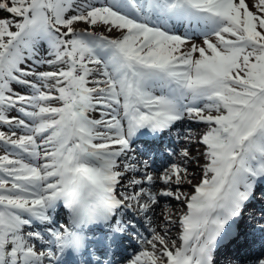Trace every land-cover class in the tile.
<instances>
[{"label": "snow or ice", "instance_id": "1", "mask_svg": "<svg viewBox=\"0 0 264 264\" xmlns=\"http://www.w3.org/2000/svg\"><path fill=\"white\" fill-rule=\"evenodd\" d=\"M0 13V264H121L125 240L140 248L123 264H264V206L248 215L264 205V0H0ZM186 119L205 125L185 136L203 146L196 184L187 147L159 167L135 155ZM172 200L186 211L152 226Z\"/></svg>", "mask_w": 264, "mask_h": 264}, {"label": "rangeland", "instance_id": "2", "mask_svg": "<svg viewBox=\"0 0 264 264\" xmlns=\"http://www.w3.org/2000/svg\"><path fill=\"white\" fill-rule=\"evenodd\" d=\"M0 15H6V13H0ZM81 27H83V25H81ZM180 32L183 33L184 29H180ZM193 42L200 44L202 43V38L200 37H194L193 38ZM46 49V45H42L41 46V55H45ZM10 115L15 116L17 115V113L15 111H13L12 113H10ZM91 116L93 118H98V113H91ZM185 124H181L178 125L176 128L173 127L167 134L166 139H168V142H162L160 144H158V146H160L159 148L161 149L160 151L162 153H164V155L162 156L161 153L157 154V152L155 150H148V151H152L155 153V155L153 156V167H159L160 165H162L163 163L168 162L170 159L176 162H179L180 157H179V153L185 148H189L190 152H191V156L193 158V161L195 162H190L189 163V170L192 171V175L194 174L195 177H198L194 182V184L198 183L199 180L202 177V165L204 163V158L202 156H200V153L203 151V146L199 143L196 142H192L189 143L185 140V136L188 132L189 129L192 130V132L194 134H198L200 131H203L205 129V125L203 123H198L195 121H191V120H184ZM181 126V127H180ZM0 130H4L7 131V127L6 126H0ZM170 139L172 140L170 142ZM134 147L137 148V152L135 153V155L139 156L141 159H147L148 158V151H141V148H144V145L139 143V142H135ZM153 147V146H151ZM167 150H171L173 152V155L171 157H169L167 155ZM156 154H157V158H156ZM199 172V173H198ZM188 184H185L180 190L185 189V188H192V186H187ZM180 202L177 201H171L170 204L172 206L171 210L169 212L165 211L164 208H160L157 210V213L155 216V218H159L160 221L157 222V220H155V218H153L154 224L152 226H157V225H161L163 224V217L165 215H170L172 217L173 220H176V218L182 214L184 211H186V206L184 205L183 209H178V207L180 206L179 204ZM177 208V210H175L174 208ZM264 206V205H263ZM175 210V211H180L177 212L176 214H173L171 211ZM182 210V211H181ZM251 213H255V211L253 210V208L251 207L250 209ZM249 212V215H250ZM160 214H162L163 216H161ZM160 215V216H159ZM67 213L65 212V209L62 207V205L60 207H58L56 213H55V219H56V226H60V225H64L67 226L68 223L67 222H60L63 221V219L67 218ZM159 216V217H158ZM65 217V218H64ZM129 218H133L131 213H128L125 217V219H129ZM135 222L137 223V228L138 231L140 233H142L145 237H149L150 238V233L148 231H146V229H148L150 226L147 224V222L144 220V218L140 215V214H136L135 215ZM140 225H143V227H141ZM159 230V228L157 229ZM179 231L178 226L173 225L171 226V232H170V236L171 238L175 239L177 232ZM132 241V240H131ZM125 242H128L127 240H125ZM39 247V245H38ZM140 248V245L135 242L134 246L131 248H129V252L130 254H126L125 256L129 257L131 256L133 253L137 252ZM127 259V258H126ZM122 258L120 259L121 262ZM121 264H123V261L121 262Z\"/></svg>", "mask_w": 264, "mask_h": 264}, {"label": "bare ground", "instance_id": "3", "mask_svg": "<svg viewBox=\"0 0 264 264\" xmlns=\"http://www.w3.org/2000/svg\"><path fill=\"white\" fill-rule=\"evenodd\" d=\"M181 124H185V121H182V122H178L174 127L176 128L178 125H181ZM181 127V126H180ZM165 142H168L169 140L168 139H165L164 140ZM172 140L170 139V142H171ZM153 145H155L154 143H152ZM147 149H156L154 146L153 147H147ZM159 150V149H158ZM157 154H159V152H157ZM157 154H156V158H157ZM189 173H190V175H189V179H191V176H192V171L191 170H189ZM199 173V172H198ZM198 177H195V179L194 180H192V182H194L196 179H197ZM192 184H194V183H192ZM187 186H191V185H187ZM180 191H182V192H185V193H192L193 191H194V189H191V187L190 188H185V189H182V190H180ZM174 201V200H173ZM180 204V206L178 207V209H183L184 208V204L183 203H179ZM173 206V205H172ZM172 206L169 208V209H165V211H167V212H169L170 210H171V208H172ZM263 205H261L260 203H256L255 205H254V207H252L253 208V210L255 211V215H256V217H257V220L256 221H254V222H260V221H258V217H259V209L262 207ZM175 210H177V208H176V206H175V208H174ZM251 209V208H250ZM250 209H249V212H250ZM175 210H172L171 212L173 213V214H176L177 212H180V211H175ZM182 211V210H181ZM248 212V213H249ZM251 214H253V213H251L250 212V215ZM161 216H163L162 214H160ZM159 215V216H160ZM154 216V215H153ZM158 216V217H159ZM153 218H155V216L153 217ZM155 220H157V222H159L160 221V219L159 218H155ZM126 251V247H125V245H123V247L121 248V250L120 251H118L116 254L117 255H122L124 252ZM69 257H72V256H70V255H68ZM73 258V257H72ZM107 258H110V257H107ZM107 258H105L104 257V259H107ZM115 258V257H114ZM69 261L70 262V264H73L72 262H71V260L69 259V258H67V257H65V261ZM221 260H222V258H221Z\"/></svg>", "mask_w": 264, "mask_h": 264}]
</instances>
